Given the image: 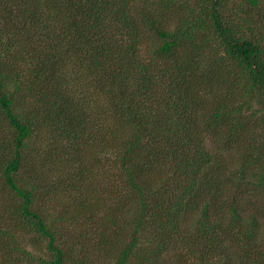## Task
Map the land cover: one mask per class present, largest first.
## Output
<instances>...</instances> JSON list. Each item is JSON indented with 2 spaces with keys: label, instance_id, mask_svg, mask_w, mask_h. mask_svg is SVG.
Segmentation results:
<instances>
[{
  "label": "trees",
  "instance_id": "16d2710c",
  "mask_svg": "<svg viewBox=\"0 0 264 264\" xmlns=\"http://www.w3.org/2000/svg\"><path fill=\"white\" fill-rule=\"evenodd\" d=\"M197 1L0 0V114L12 132L0 130V264H89L86 251L71 261L60 221L89 226L116 264H264V30L223 13L225 0ZM146 30L162 41L149 60ZM71 59L77 82L64 74ZM43 128L47 165L36 168L28 147ZM105 154L113 195L81 185L105 174ZM14 228L47 240L51 259Z\"/></svg>",
  "mask_w": 264,
  "mask_h": 264
},
{
  "label": "rangeland",
  "instance_id": "374dc122",
  "mask_svg": "<svg viewBox=\"0 0 264 264\" xmlns=\"http://www.w3.org/2000/svg\"><path fill=\"white\" fill-rule=\"evenodd\" d=\"M184 2H187L188 6H194L198 1L197 0H183ZM226 1V6L223 7V13H225L228 16L231 17H237L241 19H245L247 22L245 25L247 27H251L252 30H255L256 28V33H260L264 29H262V25H264V0H261L259 5L251 8L252 6L245 2L244 0H225ZM244 1V2H243ZM170 21L174 22V17L169 16L168 19V24L170 25ZM249 22V24H248ZM171 26V25H170ZM174 24L171 26L173 27ZM257 36V35H255ZM162 41L158 38L156 34L153 32L150 33L148 30L145 31L144 39H143V44L140 46V53L143 56L144 59L149 60L150 58H153L154 55V50L160 46ZM13 52V51H12ZM8 55L7 57H9ZM71 61H66L64 64V74L67 76V78L71 81L77 82L76 78L80 76L79 71H77V68L75 65H73ZM19 76V78L25 82L28 83L30 81L29 77L26 76V73H20L19 71L16 72ZM73 87L75 88V85L73 84ZM11 90L14 89V84L13 80L10 85ZM103 98V97H101ZM102 100V99H100ZM23 102V103H22ZM16 104L19 106H23L25 108H28L30 103L28 99L21 100L19 95L16 96ZM90 105L94 109L95 107L99 106V103H97L93 98L90 99ZM0 130L2 134L5 131V135L8 136L9 134H12L11 130L9 129L8 123L4 120L2 115L0 114ZM50 143V134L49 132L47 133L46 128H43V130H40L37 132V135L32 138L29 142V151L31 152L30 154V163L35 164L36 168L47 165V149L48 145ZM90 150V149H89ZM88 150V151H89ZM85 151V150H84ZM235 152H233L234 154ZM85 157L88 156L87 152H84ZM236 155V153H235ZM234 155V156H235ZM110 154H105L102 155V159L104 162L100 164V169L102 173H105L103 175H100L97 177V179H93L89 181L88 179H84L81 182V185L84 186H89L94 188L95 190L99 192H106L108 191L110 195L114 194V176L115 172L112 171L113 166L112 162L110 160ZM238 157V156H237ZM106 159V161H105ZM27 165V166H28ZM43 169L42 171H44ZM23 175L27 172V169H23ZM86 177V176H84ZM109 197L108 195L105 196V198ZM113 200V199H112ZM52 203L47 204V209L52 211L56 216L57 213L53 209L51 205ZM50 212V214H52ZM70 221H63L58 223V227L62 228L64 231H60L62 233H65L66 238L63 241V247L71 250V254L74 252L72 255L71 261L75 262L80 259L82 255L86 256L85 251L90 253L92 256V260H89V264H116L118 260V252L115 250H112L110 252V257L106 258L104 257V254L100 252V249L97 246V241L96 237L97 235H89L87 234L86 228H90L89 226L86 228L81 224V225H73L69 226ZM78 227V228H77ZM13 229V226H12ZM96 229V228H95ZM98 229V228H97ZM14 232L17 235L18 241L20 242L21 246L23 248H26L28 251L32 252L36 257H42L43 259L50 260V253L47 248V240L42 238L39 234H37L35 231H30V230H23L22 228H14ZM81 234H84L80 239H77L78 236ZM90 236V237H89ZM150 236V233L148 232V235L144 236L142 239L147 242L148 237ZM128 240L127 237H121L119 241H116L115 243L117 244V249L116 250H121L124 247L125 242ZM59 243L62 242V239L58 241ZM87 257V256H86ZM4 255L0 254V260L4 259ZM167 259L172 260L174 258V253H169L166 256ZM70 262V261H69ZM71 263V262H70Z\"/></svg>",
  "mask_w": 264,
  "mask_h": 264
}]
</instances>
